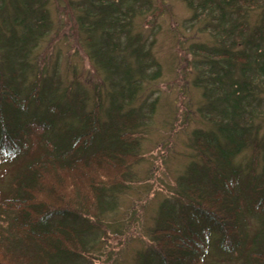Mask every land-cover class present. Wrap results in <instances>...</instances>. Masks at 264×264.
<instances>
[{"label":"trees","instance_id":"16d2710c","mask_svg":"<svg viewBox=\"0 0 264 264\" xmlns=\"http://www.w3.org/2000/svg\"><path fill=\"white\" fill-rule=\"evenodd\" d=\"M50 1L0 0V167L13 169L0 186V264H86L103 226L94 219L112 207V189L127 185L135 133L156 103L147 93L132 107L160 75L155 33L144 28L152 0H67L103 86L92 87L90 111L76 76L62 90L57 59L46 68L34 60L52 31ZM183 1L192 10L185 23L202 22L211 38L187 51L201 91L197 110L211 128L192 132L201 164L178 182L182 199L158 208L136 262L264 264V8L248 28L245 10L256 0ZM251 219L260 225L249 239Z\"/></svg>","mask_w":264,"mask_h":264},{"label":"rangeland","instance_id":"374dc122","mask_svg":"<svg viewBox=\"0 0 264 264\" xmlns=\"http://www.w3.org/2000/svg\"><path fill=\"white\" fill-rule=\"evenodd\" d=\"M152 1L154 9L144 22V28L145 32L152 29L155 33L152 55L159 63L160 75L146 86L144 95L137 97L132 107L137 109L147 93L152 94L148 103L156 100L155 107L135 133L138 160L130 166L125 180L127 185L121 190L112 189L111 193L107 190L106 193L110 194L106 200L112 207H105L107 211L101 217L93 218L103 226L86 247L89 255V260L85 259L86 264L138 263V253L151 243L150 233L158 223V208L167 200L173 203L180 199L178 182L187 175L189 166L201 164L191 146L192 132L195 129L209 131L211 128L200 118L197 110L202 101L201 91L192 86L195 71L187 52L194 43L209 42L211 38L202 30V22L185 23L189 21L192 10L183 0ZM254 3L256 7L245 10L248 28L257 24L263 15L264 0ZM49 13L52 31L32 52L34 60L41 68H46L57 59L62 90L69 87L76 76L81 87L90 93L86 110H94L92 87L103 86L80 43L78 27L67 0H51ZM108 100L105 91L101 92L102 108L99 107L98 114L101 121L109 109ZM250 155L249 149L238 160ZM243 163L239 164L244 166ZM4 169L5 181H0L2 188H5L13 170L12 167L1 166L0 173ZM61 189L57 194L65 197ZM250 221L249 239L260 225L258 222L256 225L255 220Z\"/></svg>","mask_w":264,"mask_h":264}]
</instances>
